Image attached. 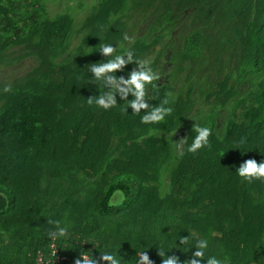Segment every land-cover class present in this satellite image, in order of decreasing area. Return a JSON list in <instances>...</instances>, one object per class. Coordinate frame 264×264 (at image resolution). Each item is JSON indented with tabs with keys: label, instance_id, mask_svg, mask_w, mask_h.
I'll return each mask as SVG.
<instances>
[{
	"label": "trees",
	"instance_id": "trees-1",
	"mask_svg": "<svg viewBox=\"0 0 264 264\" xmlns=\"http://www.w3.org/2000/svg\"><path fill=\"white\" fill-rule=\"evenodd\" d=\"M46 1L0 0L2 67L32 62L0 78V264H51L53 248L58 264L105 248L161 264L164 247L183 262L193 238L228 264H264V180L235 173L264 159V0H92L77 24ZM105 42L151 62L147 98L168 99L164 120L141 123L146 110L124 111L118 94L108 110L88 103L104 91L88 68ZM196 124L210 146L189 153ZM49 220L70 235L49 238Z\"/></svg>",
	"mask_w": 264,
	"mask_h": 264
},
{
	"label": "clouds",
	"instance_id": "clouds-1",
	"mask_svg": "<svg viewBox=\"0 0 264 264\" xmlns=\"http://www.w3.org/2000/svg\"><path fill=\"white\" fill-rule=\"evenodd\" d=\"M128 39V36L124 37V40ZM97 50L104 59L100 60L102 61L100 63H90L88 72L91 74L90 82L94 83L97 89L100 87L104 91L98 95L90 96L88 103L94 102L96 106L108 110L117 104L116 96L118 94L122 101H127L124 111H126V107H130L132 112L137 114L142 109L146 110L140 116V121L143 124L160 122L172 112V108L168 106L169 101L166 98L159 104L150 107L146 89L156 88L157 85L153 82L159 78V75L153 71L150 61L134 59V52L131 48L122 47L118 49L116 44L111 42L101 43ZM132 62L135 63V67L127 71L126 76L116 75L115 70L123 71L124 65ZM10 90L9 85H4L2 89L4 92ZM129 94L131 95V99L128 98ZM93 96H95L94 101L91 98ZM194 133L191 143H188L185 149L189 153H195L201 148L210 146L209 136L212 134L210 127L196 124ZM244 142L243 139L239 141L240 144ZM180 147L181 145L178 144L177 148L179 149ZM179 155H183V152H180ZM235 173L249 183L253 180H264V159H261L259 162L255 158L244 159L235 167ZM120 196L122 199V192ZM48 223L54 226L47 233L49 238L62 240L70 235L68 226L61 225L59 220H49ZM187 235L180 237H187ZM179 241V245L186 243L184 238H179ZM171 248L164 247L159 251V255L162 257L161 264H228L227 261L218 258L214 254H207L209 241L206 238H193L188 249L194 250L191 252L190 257L183 262L175 254H166V251ZM117 250L113 253L105 248L103 251H98V256L94 255L90 250L86 252L79 251V255L74 258L73 264H102V262H107V264H122L124 258L118 254ZM134 257L133 264H153V261L149 259L144 250H141L138 254L135 253Z\"/></svg>",
	"mask_w": 264,
	"mask_h": 264
},
{
	"label": "rangeland",
	"instance_id": "rangeland-1",
	"mask_svg": "<svg viewBox=\"0 0 264 264\" xmlns=\"http://www.w3.org/2000/svg\"><path fill=\"white\" fill-rule=\"evenodd\" d=\"M79 0H47L46 6L48 8V11L53 15L57 12H63L66 10L72 9V13L75 15V24L80 23L82 18L85 16V13L90 7V2L92 0H81L82 6L78 5ZM32 63L30 60H27L26 58L21 59L20 61L14 62L13 65H6L2 67L3 65L0 63V78L3 76L6 77H15L22 72L26 71Z\"/></svg>",
	"mask_w": 264,
	"mask_h": 264
},
{
	"label": "built area",
	"instance_id": "built-area-1",
	"mask_svg": "<svg viewBox=\"0 0 264 264\" xmlns=\"http://www.w3.org/2000/svg\"><path fill=\"white\" fill-rule=\"evenodd\" d=\"M56 252H57L56 248L51 249V254L55 256V259L52 258L50 260H47L46 261L47 263L50 261L51 264H58L57 261L59 259L65 258L64 256H61V255L57 254ZM43 262H44L43 255L41 253H38L37 258H36V263L37 264H43ZM69 264H72V263H69Z\"/></svg>",
	"mask_w": 264,
	"mask_h": 264
},
{
	"label": "water",
	"instance_id": "water-1",
	"mask_svg": "<svg viewBox=\"0 0 264 264\" xmlns=\"http://www.w3.org/2000/svg\"><path fill=\"white\" fill-rule=\"evenodd\" d=\"M6 202V197L0 193V210L5 207Z\"/></svg>",
	"mask_w": 264,
	"mask_h": 264
}]
</instances>
